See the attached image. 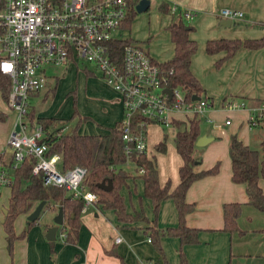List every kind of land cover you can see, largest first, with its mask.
Here are the masks:
<instances>
[{"label":"crops","instance_id":"crops-1","mask_svg":"<svg viewBox=\"0 0 264 264\" xmlns=\"http://www.w3.org/2000/svg\"><path fill=\"white\" fill-rule=\"evenodd\" d=\"M156 1L158 5L165 1L169 5L175 6L177 10L188 9L195 13V17L189 23V26L193 28L189 37L196 42L197 49L191 57L190 70L200 83L208 99L211 97L206 92V86L208 85L205 79L207 77L205 76L203 80L202 74L211 69L212 65L224 56V52L208 55L205 52L206 41L214 39H259L264 35V0ZM221 9L240 11L244 17L231 21L228 27L221 25L220 21L222 19L216 16V13ZM215 17L218 19L217 23ZM167 27L164 32L167 34L170 43L168 57L157 58L150 53L151 49L147 45L152 42L154 35L148 34L150 37L148 36L149 38L146 40V50L158 63L170 60L174 53V45ZM202 27L207 31V37L201 48L196 41V36H199L196 31L199 28L202 29ZM126 30L130 31V27ZM125 31L123 35L127 39L138 42L143 41L138 36L132 37L130 33L126 34ZM160 53L164 54L165 52L160 51ZM200 63L203 65L200 66ZM221 67L222 70L217 71L219 72V79H223L222 75L224 73L233 75L236 68L246 69L248 72L259 75L261 70L264 71V51L261 49H240ZM67 68L75 69L76 67L70 65ZM80 70L83 71L86 78H92V84L100 86L99 89L96 87L97 93L104 92L103 96L109 95L110 99L103 100L101 98V101H103L100 102L102 110L92 116L91 114H82L75 109L68 116L37 111L36 103L44 102L49 94H54L57 86V76L53 75L50 76L53 86L47 84L45 90L32 95L30 98L33 97L37 101L33 103L29 101V109H34L36 117L46 118L68 119L74 113L76 119L71 120L68 126L79 120L78 133L104 134L120 122L122 118V106L118 95L99 77L100 81L95 79V73H92L91 69ZM260 77V85L256 91L252 89L250 93L239 91L235 95H230L229 98L225 95L222 98L221 107L226 112L224 116L230 114L233 117L232 122L226 124L227 120H223L219 113L209 111L208 116L215 122H219L215 125L212 124L213 126L211 125L206 131L201 130L199 124V137L206 136L211 140L202 147L195 146L198 148L195 151V156L200 158V164L195 166V171L208 170L215 164H218V170L213 175H207L194 181L185 194V201L194 204L195 207L192 212L186 215L185 223L187 227L199 230L198 242L182 247V252L189 264H264V215L247 204L244 186L231 181V164L228 155V142L231 135H236L243 144L248 145L251 137L248 130L251 127L257 128V126L250 125L249 118L251 114L257 115L264 109V75ZM257 82L258 77L250 83ZM4 103L5 105L0 95V111L5 116L4 120L0 121V163L10 160L11 148L8 145V139L16 126L14 113L8 109L5 101ZM175 115L180 117L179 121H184L183 114L176 113ZM204 118L207 122L206 117ZM199 120L201 123V118ZM83 122L87 123L86 130L81 131ZM222 122L223 124H221ZM208 123L211 124L209 121ZM68 126H66V129ZM257 130L260 129L257 128ZM174 134L175 130L172 128V139ZM261 134L262 131L260 130L259 135ZM148 149V157L153 156L155 158L159 184L163 186L168 181L170 190H173L179 183L178 168L182 163L174 146H170L169 150L166 146L164 152H153L150 148ZM129 175L130 178L127 179L126 184L120 190L126 211L129 214H134L135 211L142 208L147 217V222L137 221L130 224L119 222L113 210L103 209L100 205H97L96 207H89L86 213L81 214V227L77 242L75 244H59L55 243L59 228L55 234V240L50 241L46 238L47 227L54 225L53 217L57 213V211L48 209L51 212L50 221L39 225L40 227L35 229L34 238L31 236L30 231L36 222L30 226L23 238L14 240L11 255L8 252L6 233L3 229L5 218L3 210H7L10 196L9 187H5L7 189L6 198L0 200V264H141L143 262L164 264L163 257L154 250L151 242H148V238L142 232L146 226L152 225L151 201L143 195L142 179L137 175H133L132 172H129ZM258 185L264 193L263 178L259 179ZM233 202L241 204V215L237 219V226L241 233H227L222 230V205ZM27 215H19L22 216L23 223L21 222L22 225L20 224L18 227L13 225L15 235L21 234L25 229ZM156 225L159 229L177 226V211L171 199H165L161 202L156 217ZM116 237H121L122 241L116 243ZM161 248L164 259L168 264H179V240L177 238L162 237Z\"/></svg>","mask_w":264,"mask_h":264},{"label":"built area","instance_id":"built-area-1","mask_svg":"<svg viewBox=\"0 0 264 264\" xmlns=\"http://www.w3.org/2000/svg\"><path fill=\"white\" fill-rule=\"evenodd\" d=\"M140 1L0 0V74L10 82L5 102L19 127L18 132L13 129L9 135L11 157L7 167L0 168V189L11 183L8 170L32 156L35 159L32 173H41L45 186L63 188L72 199H82L81 214L97 206V194L83 186L85 168L59 170V155L46 157L47 145L38 143L43 136L41 126L29 130L25 121L29 98L47 86L48 67L77 68L81 61L92 65V73L118 95L122 106L121 137L127 155L132 143L137 153L146 152V127L150 123L171 126L172 121L180 120L174 116L176 113L184 115V122L189 117L205 116L211 106L206 97L187 101L180 88L170 89L171 98L168 97L164 92L166 78L159 63L138 42L130 41L120 51L115 47L114 42L127 39L122 24L129 10H135ZM175 11L176 7L172 6L171 13ZM182 13L188 24L195 17L192 10ZM216 16L231 21L244 17L233 9H221ZM259 114L250 115L252 126L257 124L255 118ZM65 130L66 127L60 129L58 134ZM123 169L133 175L143 174L142 168H135L128 160ZM61 226L58 237L63 240L65 230ZM121 241V237L115 238L116 243Z\"/></svg>","mask_w":264,"mask_h":264},{"label":"trees","instance_id":"trees-1","mask_svg":"<svg viewBox=\"0 0 264 264\" xmlns=\"http://www.w3.org/2000/svg\"><path fill=\"white\" fill-rule=\"evenodd\" d=\"M171 7L165 1L158 5L160 12L172 17L167 30L174 45L172 58L159 63L160 68L165 75L167 88H180L187 101H190L193 96L202 99L206 97L205 92L190 70L191 57L197 49L196 42L189 37L193 28L185 24L182 10L176 8V11L171 13ZM136 14L134 9L129 10L122 28L128 29ZM130 41L133 40L117 41L114 42V45L120 51ZM240 49H261L264 51V35L259 39H214L205 43V52L208 55L224 52V56L215 62L216 67L232 58ZM9 91V80L0 74V95L4 101L7 100ZM4 117V114L0 111V121L4 120ZM75 117L74 113L70 119L65 121L36 117L34 109L30 108L25 116V121L29 126V130L36 125L41 126L43 136L38 143L47 145L46 157L54 154L59 155L60 159L57 162L59 170L64 171L75 166L85 168L86 174L83 186L97 194V205H100L103 209L113 210L119 222L130 224L137 221H148L142 208L135 211L134 214L127 213L124 199L120 194L121 188L130 178L129 173L123 169L126 161L132 162L135 168H142L143 174L139 177L143 182V195L150 199L153 213L152 225L146 226L142 230L143 235L150 239L154 250L163 257L164 264L168 263L164 259L161 238L165 236L177 238L179 240V264H189L182 252V247L196 244L199 230L189 228L185 223L186 215L195 208L194 204L185 201V194L194 181L207 175H213L218 170V164H215L208 170L195 171V166L200 164V158L195 156L194 153L195 142L199 137L200 120L192 118L187 122L172 121L171 123L172 128L175 130L172 139L173 146L182 163L178 168L179 183L173 190H170L168 181L163 186L159 184L156 162L153 156L148 157L147 152L137 153L134 143L129 145V154L125 153L120 122L104 134H80L78 133L80 122L76 120L63 133L58 134L61 126ZM255 119L257 123L255 127L257 126L262 131L264 137V109ZM68 129H70L69 132H67ZM165 139L155 144L154 149L157 152L165 151ZM228 155L231 164V181L244 186L247 204L264 215V193L258 185L259 179H264V140L260 142L258 148H251L249 145L243 144L236 135H231L228 142ZM34 163L35 159L28 156L24 158L18 167L8 170L11 183L6 187L10 189V196L3 229L6 233L10 255L12 254L14 240L23 238L27 229L35 224V222H27L21 234L15 235L14 219L19 215L29 214L41 201L45 202L46 209L54 211L62 209L63 224L61 227L65 230L63 243L75 244L81 227L80 210L83 200L72 199L63 188L53 185L45 186L42 181V174L34 175L32 173ZM102 182H110L111 189L109 191L100 189L99 185ZM165 199H171L175 205L177 226L159 229L156 225V217L159 206ZM240 212V203L233 202L222 205L223 231L241 233L237 226Z\"/></svg>","mask_w":264,"mask_h":264},{"label":"rangeland","instance_id":"rangeland-1","mask_svg":"<svg viewBox=\"0 0 264 264\" xmlns=\"http://www.w3.org/2000/svg\"><path fill=\"white\" fill-rule=\"evenodd\" d=\"M149 1H150L149 9L143 13L136 14L130 23V31L126 30L125 33L126 34L130 33L132 37L138 36L139 39H143V41L140 40L139 42L138 41L137 42L145 49L147 46H149L151 49L150 53L153 56L157 58H162V57L165 58L168 57L170 54V43L167 34L164 32V29L168 26L172 17L170 15L164 14L159 11L156 0H149ZM184 22L186 25H189L185 20ZM215 22L216 23L218 22V19L216 17H215ZM237 31L239 30L237 29ZM148 34L154 35V38L152 39L153 43L151 42L150 44L147 45L146 40L150 37ZM196 34L199 35L196 36L197 44L202 48V43L207 37L206 35L207 31L202 27V29L200 28L197 29ZM160 51H164L165 53L161 54ZM201 65L203 64L200 63V66ZM83 66H85L88 69L93 68L92 65L85 63L83 61H81L78 64V67L75 69L73 68L66 69V67H61V66L46 68V75L48 76L47 84H49V86L50 85L53 86V81L50 79V76L53 75V76H57V86L54 91V94L53 93L49 94L48 98L44 102L36 103V110L48 114H60L62 116H68L69 114L72 113V111H74V109L78 110L82 114H87V115L91 114V116L98 113V111L102 110L100 107L101 106L100 102H103L101 101V98L103 100L110 99L109 95L103 96L104 92L97 93L96 87L99 89L100 86L98 84H92L91 81L92 78H86V76L83 74V71L80 70L83 68ZM221 66L216 67L215 64H213L211 69H208L202 74L203 80L205 76L207 77V79H205V82L209 87L206 86V92L207 95L211 97L210 99H207L208 103L211 104V106L204 116L206 117L207 122L205 121L204 117H201L200 126H201V130L204 131L210 128L212 124L215 125L219 122V121L215 122L213 119H211V117L208 116L209 111H216L217 113H219L220 117H222L223 120H227L228 123L233 121V117L230 114L224 116L226 112L224 111L225 109L221 107L222 98L224 97V95L227 98H229L230 95H235L239 91L245 93H250L251 89L253 91L254 90L256 91L258 89V86L260 85V80H261L260 76L264 75L263 70H261L259 72V75H257L256 73L248 72L246 69L236 68L234 70L233 75H231L230 73H224L222 75L223 79H219V72L217 71L222 70ZM200 68L202 69V67ZM95 76L96 77L94 78L100 81L98 78L99 76L96 73ZM256 77H258V82L250 83L251 81L255 80ZM2 101L3 104L5 105L3 99ZM29 101L33 103L34 101L37 100L32 97L29 99ZM174 116L180 118L176 115ZM55 119L65 121L70 118L68 119L55 118ZM74 119H76V117ZM208 121L211 122V124L208 123ZM70 122L71 121H69L65 125H62L60 129L68 126ZM221 124H223V122ZM86 125L87 123L85 122L81 124V131H84ZM248 132L251 136L248 145L251 148H258L260 142L264 140L263 134L259 135L260 130L258 131L257 128H253V127H251L248 130ZM258 135H259L258 137L259 139L257 140ZM165 137H166L165 146H167V150H169V147L173 146L172 127L170 125H165L160 123H150L149 125H147L145 142H147L148 147L146 145V152L147 151L149 152L148 148H150L153 152L156 151L153 147L154 144L156 142H159L160 140H163ZM197 149L198 148L195 147L194 150L195 154H196L195 151ZM8 164L9 161L1 162L0 168H5L7 167ZM6 195H7V189L5 188V186H2V188L0 189V200L5 199ZM50 214L51 212H49L48 209L44 208L42 210L38 220L36 221V224L32 226V230L30 231V234L33 238L35 236V229L40 227L39 225H43L45 222L50 221L51 218ZM21 222L23 223L22 216H17L14 219L13 225L14 226L16 225V227H18L20 224L22 225ZM58 234L59 233H57V236ZM55 243L61 244L63 243V241L58 237Z\"/></svg>","mask_w":264,"mask_h":264},{"label":"water","instance_id":"water-1","mask_svg":"<svg viewBox=\"0 0 264 264\" xmlns=\"http://www.w3.org/2000/svg\"><path fill=\"white\" fill-rule=\"evenodd\" d=\"M150 6V1L149 0H141L135 7V11L136 13L140 14L143 13L145 11H147L149 9ZM221 25L224 26H230L231 24V20L230 19H222L220 21ZM164 92L168 95L169 98H171V90L169 88H165ZM192 100H198L199 97L197 96H193L191 98ZM19 131V127L18 125L15 126V132ZM70 129L67 130V132H69ZM211 140V138H208L206 136H200L197 138L196 142H195V146L197 147H202L204 146L206 143H208ZM99 188L104 190V191H109L111 189V184L110 182L104 183L102 182L99 185ZM45 206V202L41 201L39 202L32 210L31 212L27 215L26 220L27 222H36L40 216L41 211L44 209ZM3 214L4 217L7 214V210L4 209L3 210ZM3 222V221H2ZM53 226H49L47 227V233H46V238L47 240H55V234L59 228V226H61L63 224V213H62V209H58L57 213L55 214V216L53 217Z\"/></svg>","mask_w":264,"mask_h":264}]
</instances>
